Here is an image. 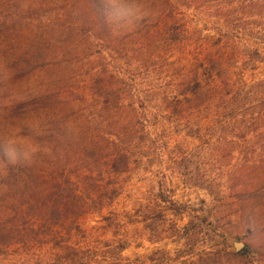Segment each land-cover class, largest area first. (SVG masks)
Wrapping results in <instances>:
<instances>
[{"label":"rangeland","instance_id":"rangeland-1","mask_svg":"<svg viewBox=\"0 0 264 264\" xmlns=\"http://www.w3.org/2000/svg\"><path fill=\"white\" fill-rule=\"evenodd\" d=\"M152 1L126 0L128 12L123 16L102 18L97 0H0V173L6 163L47 154L53 129L66 124L78 136L74 143L79 146L59 150L65 165L59 170L69 171L67 175L79 170L76 163L85 145L92 149L101 140L100 90L121 86L122 103L133 104L139 112L137 116L130 109L120 121L136 126L122 143L133 136L137 146L129 173L120 177L121 197L103 213L115 219L117 229H110L100 214H89L66 229L38 232L26 226L20 236L15 230L3 238L1 231H11L21 219L13 208L16 199L0 192V264H97L93 259L100 264H264V192L251 200L256 221L250 233L246 217L234 215L237 198L225 188L227 173H241L248 161L260 172L264 167V3L245 10L243 0H190L187 7L179 0L180 4L171 1L166 12ZM174 27L182 31L180 43L170 41ZM210 55H224L229 90L243 95L239 110L189 114L186 109L176 125L169 108L185 110L177 100V69L185 73ZM57 73L65 79V88L52 109L43 108L35 101L36 91ZM189 120L200 138L187 134ZM223 131L234 141L226 151L219 146ZM185 154L202 157L196 170L217 186L224 185L222 194L213 198L186 187L174 172L175 161ZM105 155L104 151L96 163H104ZM65 178L63 173L61 180ZM85 184L84 178L82 188ZM169 191L177 201L188 202L190 211L181 218L168 213L172 223L166 229L176 224L181 234L160 240L147 227L152 221L149 212L157 206V197ZM139 199L147 212L143 220L132 210ZM201 210L212 221L213 216L226 215L221 225L229 251L238 254L234 238L245 243L248 255L228 254L220 235L201 224ZM113 246L126 250L111 253Z\"/></svg>","mask_w":264,"mask_h":264},{"label":"trees","instance_id":"trees-1","mask_svg":"<svg viewBox=\"0 0 264 264\" xmlns=\"http://www.w3.org/2000/svg\"><path fill=\"white\" fill-rule=\"evenodd\" d=\"M147 1L150 3L152 0ZM171 1L180 4L179 0H153L152 2L160 3L164 7V10L168 12V5ZM182 1L185 2L182 3L184 4L183 6H189L187 2L190 0ZM247 1H242V9L251 10L253 8H260L261 4L264 3V0H250L252 4L249 3V5L245 3ZM97 4L98 8H100V17L102 18H108L110 16L119 17L123 16L124 12H128L126 0H97ZM240 15L241 17H247L244 16V13H240ZM250 17L255 19L258 18L257 16ZM241 22H243V20H241ZM111 26L114 25L111 24ZM169 33L171 36L170 41L174 43L182 42L181 30L174 27ZM191 68L192 69H188L185 73L177 69L179 72L176 76L178 78V84L176 86L178 95L177 100H180L179 104H181V106H185V110L181 112L180 110H183V108L180 106H172L169 108L173 111L171 116L176 120V125H179V123L181 124L180 120L184 117V114L187 113L186 109H188L189 114H193L195 110L201 111V113L207 112V110H216L219 114L228 110H239V105L243 101V95L242 93L229 90L230 85L228 84L230 78L225 76L227 68L229 67L224 59V55H222L221 58L210 55L205 61L199 63L196 61L192 63ZM65 84V79L57 73L56 77L54 76L48 83L41 84L37 89L34 97L35 101L40 103L43 108L48 107L52 109V107H54V101L58 100L56 97L65 88ZM121 88V86L107 87L106 90L99 91L100 95L97 93L100 99H102L103 106L99 116L101 118L100 122L104 124L102 126L98 125L101 140L95 142L92 149H90L91 147H88V145H85V154L79 157L76 163L79 170L76 169V171L70 175H67L69 171L65 172L63 169L59 170L63 164V159L60 161V157H58L59 150L62 149L63 146L67 148L75 147V145L79 146L77 143H74L75 138L78 136L71 131L68 124L59 131L58 129H56L57 131L53 129L55 132H52L50 135L48 142L49 147H46L47 154L41 153L39 157L35 159L6 163V167L0 173V192L7 197V194H10L12 201L13 198L16 199L13 208H15L17 212L16 215L21 221L14 227L12 226V229H10L11 231L7 229L4 231L3 229V231H1L3 238L7 237L8 239L10 233L15 230L20 236L24 232L26 226H30L32 229L37 228L35 230H38V232L41 230L51 232L55 227L66 229V225H78L81 218L89 214H100L102 220L110 229H117L118 225L115 219H113V217H104L103 213L109 208H112L121 197L124 184L121 183L120 177L129 173L135 158L134 149H136L137 146L133 136H130L125 144L122 143L124 136L130 135L131 131L136 126L135 124L130 125V122L125 123V125H120V121L121 119L124 120L123 116L131 114L129 113L130 109L138 113L137 116L139 115V112H137L138 109H134L133 104L127 107L122 103V94H120ZM231 95L233 96L230 97ZM118 113L121 114L122 117H118ZM132 117L135 116L132 114ZM118 123L119 125H117ZM223 124L224 123H222V125ZM186 127L189 130L187 133L188 135L194 136L198 134V138H200L201 132H194L195 126L191 124L190 120ZM222 128L223 127L215 128V130L219 132L223 130ZM222 133H224V135H221L223 139H220L219 142L221 143H219V146L223 148L222 150L226 151L229 146L234 145V141H228L226 136L228 132L223 131ZM81 134L80 136L84 137V134ZM104 151L106 152L104 163L103 160H99L97 164V160L101 159L99 157ZM50 157H52V159L47 161ZM42 158L44 160H42ZM202 160V157H198L194 154H185L175 161L174 164L176 165V169L174 172L182 178L183 183L188 189L206 192L209 196L214 198L215 195L222 194L224 185L220 187L217 186L216 183H213V179L208 180L206 175H202L196 170L197 166H200ZM43 162L47 163V167ZM64 166L63 164V167ZM258 169L259 168L250 160L245 164L244 170L241 171V173L235 171L231 173V175L228 173L226 175L229 179L225 183V188L231 190L233 195L237 198L238 204L235 206L239 205L234 215L241 213L246 217L245 224L248 225V231L250 233L254 231L253 226L256 221L253 215L254 204H252L251 200H254L255 196L264 192V167L261 172ZM59 172H61L60 177L58 176ZM63 173L65 174L66 182L61 180ZM105 174L109 176L107 179H105L107 176H105ZM74 175L77 179L74 178ZM84 178L87 179V184L82 188ZM241 182H244L246 185L244 189H240ZM3 185L6 187V191L3 189ZM257 185L258 187H256ZM173 193L174 191H169V194H171L169 195L168 193L162 192L156 199L157 206L152 207L149 212L152 216L150 217L152 221L147 227L149 226L153 234L158 236L160 240L173 239L180 237L181 234L176 224H174L176 226L175 229H171L170 226V230L166 229L168 225L172 223L170 219H168V213H172L176 217L181 218L189 214L190 211H188V209H190L188 202L183 203L177 201L174 199L175 195H173ZM2 194L0 200L4 198ZM203 203H205V201ZM2 208L0 204V210ZM145 208L146 207H144V204L139 199L134 203L132 210L140 220H143L145 219V215H143L144 212H146ZM229 211H231V209ZM201 212L203 213V216L199 218L201 224L208 226L210 232L220 235L223 240L225 251L228 254L236 257H245L248 255L247 246L238 254H233L229 251L230 247L224 229L225 227L222 228L223 224L221 225L223 220L226 219V215L213 216L215 221H212V217L210 218L209 215H206L204 210H201ZM24 221L28 223H24ZM186 238L188 240L189 235ZM118 249L122 252L126 250L125 247L119 246V248H117V246H113L110 252L112 253L113 250L117 252ZM90 257L94 258L93 256ZM93 260L95 263L100 264L98 259Z\"/></svg>","mask_w":264,"mask_h":264},{"label":"water","instance_id":"water-1","mask_svg":"<svg viewBox=\"0 0 264 264\" xmlns=\"http://www.w3.org/2000/svg\"><path fill=\"white\" fill-rule=\"evenodd\" d=\"M231 241H232V244L234 246L233 250L235 253H239L241 250H243L245 248V243H243L237 239H234V238H232Z\"/></svg>","mask_w":264,"mask_h":264}]
</instances>
